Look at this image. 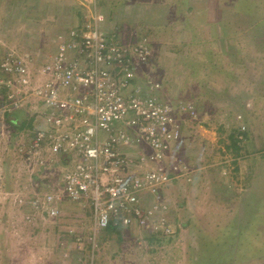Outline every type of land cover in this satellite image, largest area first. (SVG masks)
<instances>
[{
    "label": "rangeland",
    "instance_id": "obj_1",
    "mask_svg": "<svg viewBox=\"0 0 264 264\" xmlns=\"http://www.w3.org/2000/svg\"><path fill=\"white\" fill-rule=\"evenodd\" d=\"M77 1L0 0V63L6 59L9 63L23 59L36 76L45 56L58 54L61 43H70L73 31L80 32L93 26L99 16L101 23L98 27L105 34L116 23L120 26L116 32L119 42L134 45L145 40L149 53L145 65L135 66L137 75L132 86L141 89L142 98L148 96L170 106L181 133L178 144L170 147L161 165L165 173L169 171L180 177L165 184L159 203L179 200L178 197L193 199L196 192L186 188V182L194 185L196 179L195 185L210 187L214 183L217 187L211 195L214 202L203 201L205 210L202 214L196 210L198 216L193 220L194 226H190L191 229L198 227L204 235L192 237L190 247L196 252L197 245L208 242L212 249L218 250L206 254L208 257L222 255L223 262L217 264H264V213L258 215L257 222L253 221L255 227H250V215L243 214L244 208L240 206L243 200L224 194V189H220V185L224 188L228 183L223 176L220 182L221 170L202 174L209 169L208 166L222 162L221 158H209L206 151H202L204 158L193 160L189 153L188 156L179 153L180 142H189L190 133L185 132V126L192 128L210 111L219 120L213 134L219 148L229 144L233 153L239 148L242 154L249 148L252 150V161L242 160L245 161L241 164L243 173L232 172L235 182L237 179L244 185L241 194L247 193L249 198L261 194L263 198L257 196L255 199H264V160L258 159L259 154L264 155V0H112L109 7L102 4L104 10L100 14L97 5L93 7L92 0L87 12L89 16L83 17L81 26L72 27V17L79 19L77 17L82 15ZM114 3L117 5L112 6ZM174 6H178L175 13ZM183 6L196 13L195 18L186 20L187 24L181 17ZM198 20L199 24L195 22ZM184 25L189 28L181 33ZM224 41L228 44L224 45ZM199 58L206 61L209 58L212 62L202 65L197 61ZM138 62L135 60L134 65ZM220 69L226 70L225 74H231L230 77L220 73ZM179 82L185 85L180 91ZM145 83L157 86V92H146ZM160 84H164L163 87ZM186 85H191L194 91H188ZM194 99L199 101V106L193 103ZM13 101L10 99L8 104ZM17 101L23 105L16 109L15 125L5 122L4 114L0 112V264H64L79 257L85 264H187L183 262L187 248H184L185 237L175 240L177 249H180L178 252L170 250L171 246L164 247V250L157 247L153 256L146 254L143 257L137 251L147 243L141 241L142 231L138 228L123 230L121 238L116 233L104 237L100 232L89 244L88 239L93 238V221L86 205L62 201L57 205L58 215L48 218L46 212L34 214L31 205L18 204L16 198L20 197L29 200L32 195L40 198L58 192L60 195L62 164L59 157L39 155L29 159L25 156L21 140L24 139L25 144L29 141L28 135L44 125L29 103L32 101L30 96L21 95ZM13 103L9 108L14 107ZM180 105L187 109L192 106L194 116L189 110H178ZM220 121L226 122L225 125L219 124ZM238 129L244 134L237 135ZM231 134L234 140L230 138ZM241 138L242 143L235 142ZM197 168H203L201 174L196 175L194 170ZM181 182L180 189L173 187ZM239 189L231 193L238 194ZM219 196L223 200L226 197L227 201H220ZM148 199L149 202L153 200ZM188 206L189 209L198 207L193 203ZM161 215L166 217L168 213L164 211ZM200 215H205L207 220ZM212 215L223 216L224 220L217 218L219 222H213L209 218ZM235 218L239 222L230 223ZM243 221H249V229L244 230ZM227 222L228 225H220ZM257 223L260 224L258 227ZM179 230L181 233L187 231L185 228ZM244 232L246 237L240 234ZM75 235L85 243L82 253L75 249Z\"/></svg>",
    "mask_w": 264,
    "mask_h": 264
},
{
    "label": "built area",
    "instance_id": "obj_2",
    "mask_svg": "<svg viewBox=\"0 0 264 264\" xmlns=\"http://www.w3.org/2000/svg\"><path fill=\"white\" fill-rule=\"evenodd\" d=\"M100 23L101 16L81 33L73 31L58 54L45 56L36 76L23 59L0 63V112L21 107L20 96H30L44 125L22 143L23 153L29 159L59 157L62 164L60 195L16 201L31 205L34 214L46 212L48 218L58 215L62 201L86 205L93 221L89 244L110 224L168 237L172 229L161 215L168 208L159 203V196L165 184L180 175L165 173L161 165L180 139V126L170 106L142 98L141 89L132 86L135 66L146 63V41L119 42L115 32L99 30ZM135 60L140 62L134 65ZM178 110L195 114L192 106L180 105ZM84 244L75 239L79 253ZM64 264L85 263L79 257Z\"/></svg>",
    "mask_w": 264,
    "mask_h": 264
},
{
    "label": "crops",
    "instance_id": "obj_3",
    "mask_svg": "<svg viewBox=\"0 0 264 264\" xmlns=\"http://www.w3.org/2000/svg\"><path fill=\"white\" fill-rule=\"evenodd\" d=\"M78 1H77V5H78V8L81 10L79 12V14H82V15H80V16L77 17L79 19H76L75 17L74 18L72 17V20H73L72 21L73 22L72 27L81 26L83 24L82 23L83 22V19L84 18H87L89 16V15H87V12H89V9H88L90 7L89 3H91L92 0H78ZM93 1H94L93 4H95L93 7L96 8V5H97V13H99V12L102 13L101 10L102 11L104 10V5H106V7H109L110 6L109 4L112 2V0H93ZM102 4H104V5H102ZM115 5H117V4L114 3L112 6H115ZM106 7H105V9H106ZM177 7L178 6H174V9H175V10L173 9V12L174 13L177 10ZM183 7L181 8V11H180L181 13H184L181 16L182 19L185 18V20H182L183 22L186 21V20H188V19L195 18L196 13L193 12V10H191L190 7H187V6H185L184 8ZM83 12H86V14H85L86 16L83 15ZM174 15L176 16V14H174ZM78 20H80V21H78ZM175 20H177V19H175ZM195 22H198V24H199V20L198 21H195ZM186 24H187V21H186ZM209 24H211V23H209ZM119 27L120 26H117V23H116L115 26L111 27L110 30H108V31H109V33H112V32H115L116 33L117 31H119ZM187 27H186V25H184V27L182 26V28L180 29V32L181 33H184L186 31ZM187 31L189 32V30H187ZM224 42H225L224 45L228 44V42H226V41H224ZM224 57L227 58L226 55ZM207 59H208V61H206L205 59L199 58L197 61L199 63H201L202 65L204 63H205V65L207 63L208 64H211L212 60L209 59V58H207ZM228 63L230 64V62H227V64ZM227 64H225V68L224 69L227 68ZM224 69H220L219 72L220 73H223L224 76L225 75H228L230 77L231 74H225L226 70H224ZM257 78L260 79V76L257 75ZM160 85L163 87L164 84H160ZM242 85L243 84H241V82H240L239 87H241ZM145 86H147V87H145ZM149 86H152V85L149 84V83L148 84L147 83L144 84V87L147 88L146 90H147L148 93L157 92L155 90H149L148 89ZM162 87H161V89H162V91H164V88H162ZM186 87H187L188 91H190V92L193 90V88L191 87V85H186ZM183 88H185V85L184 84L181 85V83L179 82L178 83V91H180ZM213 91H216V90H213ZM197 99H194L195 101L193 102V103H195L196 107L199 106L198 105V102L199 101ZM9 111L10 110H8V112L5 113V115H4L5 122L8 121V124L13 125L12 123H9V119H12L13 118V117L10 118V115L12 116V114L14 116H17L15 114L16 113V108H13V110L10 111V112ZM218 122H219V120H217V118H215L211 114V112L208 111V113H206V115L200 117L199 122H197L194 126H192V128L189 127V126L188 127L185 126V129H184L185 132L187 134L190 133L189 134V142L187 144L184 142L185 145H184L183 141L180 142L181 145H179V147H180L179 153L181 154V156H184V155H187L188 156V153H189L191 155L190 157H192L193 160L198 159V158H204V155L202 154L204 151H206V154H205L206 156L209 155L208 156L209 158H212V157L215 158V156L218 157V159L221 158V161L222 162H218L217 164H212V165L208 166L209 169H207L205 172H202V169L203 168H201V169L200 168H197V170H194L195 173H196V175L197 174H201V172H202V174H211V173H214L216 171V169L221 170V173H220L221 181L220 180L219 181L222 182V179H223L222 176H223V177H225L224 180H227V181H225V183H227V182L228 183L226 184V186H224V188H222L221 185H220V189H224V194H227V195L232 194V197H237L238 199L240 197V199L243 200V197H245V195L244 194H241V192H242V187H244V185L243 184L241 185L240 182H237V179H236V182H235V180H234L235 177L234 178L232 177V172L233 173H237V174L238 173L239 174H242L243 173L244 166H241V164H242V162H245V161H242V160H244V159H246V160L251 159L253 155L250 152L252 150H250L251 148H249V150H248L247 153L244 152L245 154H242L241 153V150H242L241 148H239L237 151H235L233 153L232 150H231V148L229 147L230 146L229 144L226 147L224 146V148H219V146H218L219 143L216 142L217 141L216 140V137L213 136L214 129H215V126H216L215 124L218 123ZM221 123H224L223 125H225L226 122H221L220 121L219 124H221ZM190 129H192V131H190ZM35 130L36 129H34V131ZM34 131H32L31 136L34 133ZM27 139H29V135H28V138ZM23 141H24V139L21 140V143H23ZM206 145H208V146L206 147ZM206 148H207V150H206ZM237 152H239V154H237ZM229 153H231V154H229ZM251 161H252V159H251ZM219 165H221V167ZM249 165L251 166L252 165V162L249 161ZM213 180H214V178H213ZM239 181H241V180H239ZM182 182L180 184L178 183V185L176 184L173 187H176L177 186L176 188L180 189L181 188V185H182ZM196 183H197V180L195 179L194 180V185H192V186L190 185L189 187L191 188V190H193L194 192H196V194L193 197L194 198H198V199L195 200L194 198L193 199H190V197H188L186 199V202L187 203L185 204V202H184L183 206L180 207V208L177 207V202H180L181 200H175V201L168 200V202H165V201L162 200V204L166 205L167 208H168V211H167L168 215H166V217L169 218L170 215L173 214V215H175L174 216L175 220H177L178 213L179 214H183V212H184L183 210H187L188 213H189V217L194 220L198 216L196 214V210H197L198 214H202L203 211L205 210V208L203 209V206H205V204L203 203V201H206V202L207 201L208 202H210V201L211 202H214V199L215 198L213 196L211 198V195H214L213 194L214 193L213 191H215V189L217 188L216 185L214 183H212V185L210 187V186L205 185V184L204 185H195ZM238 188H240L238 190L239 191L238 194L231 193L235 189H238ZM178 192H179V190L177 191V193ZM188 193H189V195H191L190 192H188ZM224 194H222V195L225 196ZM181 195H183V194L181 193ZM232 197H230V198L232 199ZM179 198L182 199L183 197H179ZM223 198H224V200L219 196L220 201H225L226 200V197H223ZM211 199H213V201ZM189 203H193V205L198 206V207L197 208L191 207L189 209V206H188ZM200 216H202L203 218H205L207 220V217L205 215H200ZM217 216H220V215H217ZM212 217L215 220H218L217 218H220L221 221L224 220V217L223 216L216 217V215H212L211 217H209L211 221H214ZM178 225L176 224L175 227H177ZM179 226H181V225H179ZM185 230H187L186 232H190V233L193 232V229H191V228H188V229H185Z\"/></svg>",
    "mask_w": 264,
    "mask_h": 264
},
{
    "label": "trees",
    "instance_id": "obj_4",
    "mask_svg": "<svg viewBox=\"0 0 264 264\" xmlns=\"http://www.w3.org/2000/svg\"><path fill=\"white\" fill-rule=\"evenodd\" d=\"M10 118H12V119H9V123H12L13 125H15V123L17 121L16 120L17 119L16 116H14L12 114V116L10 115ZM238 134H244V133L241 132L240 129H238L237 130V135ZM230 138L232 140L235 139V138L233 139L232 134H231ZM237 141L242 143V138H241V140H239V139L235 140V142H237ZM177 144L178 143L176 142V145ZM176 145H173V147H175ZM258 159L259 160H264V155H260L259 154ZM168 175L172 176L171 174H168ZM190 185L192 186L191 182H186L185 183L186 188L189 187ZM242 194H244L246 196V198L243 197V205L242 204L240 205V206H243V208H244L243 214L246 213V214L250 215V217H249V219H250V227H253V226L255 227L256 224L253 221L257 222L258 215L262 214V212L264 213V199H260V200H256L255 199V198H257V196H261V194L257 195L256 197H252V198H249L247 193H242ZM251 195H253V194H251ZM261 197L263 198V196H261ZM179 200H181L180 202H177V207H179V208L183 206L184 202H185V204L187 203L185 197H183L182 199L179 198ZM167 211H168V209H167ZM183 211H184L183 214H179L178 213L177 220H175V218H174L175 215H173V214H171L169 218L165 217L166 220H167V224L170 225L171 226L170 228L172 229L171 236L165 237L166 235L164 233H162V232H159V233H156V234L155 233H148V232H144L143 233L142 232V234H141L142 236L140 237V239L142 238L141 241L142 242L145 241V243H147V244H146L145 247H143L141 249H138L139 251H137V252H140V255H142L144 257L146 254L147 255H152V254L157 253L156 251H154V249H156L157 247H160L162 250H164L163 248L167 247V246H171L170 250H175L176 252H178L180 249L179 250L177 249L178 246L176 245L177 243L175 242V240H178L179 237H181V238L185 237V238H187V241L185 242V245L184 244L183 245H184V248L185 247H187V248L185 249L186 253H184V255H185V258H184V261H183L184 263H187V264H196V263L197 264H217L216 262H223L222 255H219L217 257H215V256H212V257L209 256L208 257V255H206V254H210V252L213 253V252L218 251L217 249H212L208 242H205V245L204 244L197 245L196 252H194V248L193 247H190L191 246L190 241H191L192 237H194V236H200L201 237L204 234L202 233V230L197 229L198 227L197 228L194 227L192 233H190V232L181 233V231L179 230L180 228H185V229L186 228H192L190 226L193 225L192 224L193 223V219H191L189 217L188 211L187 210H183ZM239 211H240V208H239ZM213 220H214L213 222H219V221L215 220L214 218H213ZM236 220H238V219L237 218L232 219L230 221V223H235ZM238 222H239V220H238ZM176 224L177 225L179 224L181 226L178 225L177 227H175ZM220 225L221 226L228 225V222H227V224H224V225L220 224ZM259 225L260 224L257 223V227ZM242 227L245 228L244 230L249 229V221L248 222L243 221ZM123 230L124 229H122V228H120L118 226H114V225L110 224L102 232L104 233V237L105 236H110L111 234L116 233L121 238V233L123 232ZM240 234H242L243 236L240 235ZM240 234H237L236 236L246 237V235H247V234H245V232L244 233H240ZM62 236H64V235H62ZM236 236H233V237H236ZM72 237H73V235H72ZM183 249H182V251H183ZM198 250H200V251L198 252ZM182 251H180V252H182ZM137 254H139V253H137ZM215 254L217 255L218 253H215ZM196 258H197V260H196ZM181 259L183 260V256H182ZM202 261H204L205 263H203Z\"/></svg>",
    "mask_w": 264,
    "mask_h": 264
}]
</instances>
